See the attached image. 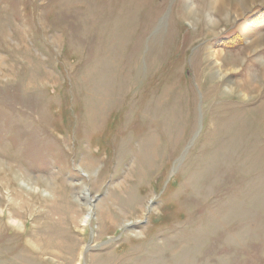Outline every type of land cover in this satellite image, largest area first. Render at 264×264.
<instances>
[{"label": "rangeland", "instance_id": "374dc122", "mask_svg": "<svg viewBox=\"0 0 264 264\" xmlns=\"http://www.w3.org/2000/svg\"><path fill=\"white\" fill-rule=\"evenodd\" d=\"M0 210V264H264V0H0Z\"/></svg>", "mask_w": 264, "mask_h": 264}, {"label": "bare ground", "instance_id": "6f19581e", "mask_svg": "<svg viewBox=\"0 0 264 264\" xmlns=\"http://www.w3.org/2000/svg\"><path fill=\"white\" fill-rule=\"evenodd\" d=\"M207 2V1H206ZM187 16H189L192 20H193V18L195 17L194 15H193V13H189ZM196 17H199V15H197ZM197 24V23H196ZM211 27V26H210ZM213 56V58H215L216 60H214V62H213V65L215 66L216 65V67L218 68L217 69V77L218 78H221V76H223L224 74H223V72L220 70V69H222L223 67L224 68H228V67H230V68H232V70H233V72H237V70H238V73L239 72H241L240 70L241 69H236V68H238L239 67V65L237 66V64H236V62L238 61V59H233V58H224V59H226L227 61L226 62H219V60L222 58V55L220 54V53H213V54H211V57ZM219 57H220V59H219ZM236 69V70H235ZM232 72V73H233ZM261 79V78H260ZM259 80V78L258 77H256V76H252L251 75V77H249V76H245V81L242 83V86H243V90H245V91H243L242 93H244V95H248L249 93H253L254 92V88H255V86H256V83H257V81ZM242 82V81H241ZM240 86H241V84H239ZM237 86H235L234 84H230L228 87H227V92L230 94L231 92H233L234 90H236L237 88H236ZM226 92V91H225ZM226 92V93H227ZM249 96V95H248ZM245 98V97H244ZM0 212H1V210H0ZM8 218H12V216H8ZM38 252V251H37Z\"/></svg>", "mask_w": 264, "mask_h": 264}]
</instances>
